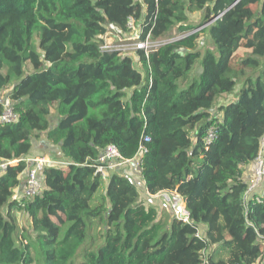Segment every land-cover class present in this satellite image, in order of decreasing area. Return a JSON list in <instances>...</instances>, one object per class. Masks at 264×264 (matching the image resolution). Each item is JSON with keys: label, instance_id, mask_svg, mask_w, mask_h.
<instances>
[{"label": "trees", "instance_id": "obj_1", "mask_svg": "<svg viewBox=\"0 0 264 264\" xmlns=\"http://www.w3.org/2000/svg\"><path fill=\"white\" fill-rule=\"evenodd\" d=\"M129 18L142 39L175 26L185 36L148 59L138 51L140 70L130 56L100 51L107 27L127 31ZM204 24L213 50L198 42ZM240 48L250 55L235 69ZM197 61L198 77L181 88ZM5 97L18 120L0 125V162L16 161L0 174V264L264 263V204L256 192L243 202V169L264 137V0H0V115ZM41 136L66 166L44 165L39 195L12 200ZM140 145L147 194L176 193L188 222L171 215L164 224L141 201L143 186L118 169L95 174L107 146L130 161ZM93 222L102 232L89 238Z\"/></svg>", "mask_w": 264, "mask_h": 264}, {"label": "built area", "instance_id": "obj_2", "mask_svg": "<svg viewBox=\"0 0 264 264\" xmlns=\"http://www.w3.org/2000/svg\"><path fill=\"white\" fill-rule=\"evenodd\" d=\"M107 34H114V36L119 37V41L114 44H109L107 42L100 43L101 52H118L121 55L130 56L136 66L140 67L138 62L139 57L137 56L138 51H142L145 54V58L148 59V55L155 51L157 48L162 46V43H159V40H152L150 33H148L144 39L141 38L142 35V26L138 25L133 18H129L127 21V31H121L113 25L107 27ZM102 36L101 39L104 37ZM140 70L142 68L140 67ZM18 120V115L14 111L11 101L5 97L3 98V112L0 115V125L5 124H14ZM216 124H211L206 130L204 136V143L206 146L210 145L216 136ZM148 137L143 138V142H148ZM146 152V148L143 145H140L137 157L133 160L127 161L122 160L114 146H107L103 151L98 160L96 166L95 174H99L102 179L107 178V174L110 171H115L120 169L126 164L139 165L140 158ZM32 161L33 165L28 169L27 174L25 175V180L22 188L12 195V200L20 202L21 200H32L39 195L42 182L38 178V174L43 169L45 162L43 159L36 160H27ZM16 161L11 162H0V174L6 169L7 165L14 164ZM52 162L53 166H66V163H57ZM255 166L252 176L246 181L247 189L243 194V202L246 204L249 197L253 192H256V195L253 196L256 204H264V187H262V181L264 180V137L260 141L259 152L256 158L253 161ZM251 193V194H250ZM157 198L162 199L166 202L171 209L172 216L183 222H188V213L186 212L181 198L176 193H160L156 195ZM196 237H199V234H195ZM204 264H207L204 261ZM264 264V263H261Z\"/></svg>", "mask_w": 264, "mask_h": 264}, {"label": "rangeland", "instance_id": "obj_3", "mask_svg": "<svg viewBox=\"0 0 264 264\" xmlns=\"http://www.w3.org/2000/svg\"><path fill=\"white\" fill-rule=\"evenodd\" d=\"M138 1H141V0H138ZM187 16H188V20L189 22L192 24V25H196L198 23H200V21L202 20V13L200 12H194V13H187ZM208 25L210 23H207ZM207 24H204L203 26H200L198 27L195 31H197L199 33V38H198V42L201 44L204 42V46L201 47V50L203 49H211L213 50L214 47L212 45V43L208 40V37L206 35L205 32L202 33L203 29L205 28V26H207ZM178 26H175L171 31L170 33L164 37V38H161L159 39V43H162V44H166V43H169V42H172L176 39H179L180 37H183L185 36V34H182V35H179L178 34ZM119 41V37L118 36H114V34H107L106 36H104L102 39H101V42L104 43V42H107L109 44H114L116 42ZM250 52L243 49V48H240L238 50V52L235 54L234 56V60H233V65L235 67V69H241V67L238 68L237 64L238 62H241L242 60H244L245 58H247V56H249ZM200 61H197V63L195 64V67L193 69V71L189 74L188 76V80H186L184 83L181 84V88H184L186 87L189 82L193 79V78H197L198 77V70H200ZM135 65V64H134ZM136 66V65H135ZM137 67V66H136ZM237 67V68H236ZM138 68V67H137ZM255 72L253 73L252 71L251 72H248L246 73L242 78L239 77L238 81H240L238 84L235 85L233 91H232V96H222L218 101H217V104L216 106L214 107L215 109L213 110V117L214 118H219V114L217 112V109H218V106L221 105V104H227L230 100H232V97L235 99L238 94H239V91L241 89V82L247 77V76H252L254 75ZM12 85V84H11ZM11 85H9L6 90L4 91V94H7L8 91L11 89ZM59 163L58 161L55 163V165ZM250 167H251V173L250 175L247 177L246 181L252 176L253 172H254V169H255V166L253 165V162L250 164ZM262 187H264V180L262 181ZM104 185L101 186L99 192H101V190L103 189ZM166 203V202H165ZM170 212H169V215L171 216L172 215V212H171V209H169ZM165 216H166V219L168 220L169 218V215L168 213H164ZM21 219V218H20ZM23 227H27V222L26 220H23V224H22V221H21V228ZM102 232V226H99L97 225L96 223L93 222V225L89 226V229H88V236L89 238L91 237H94L95 234H99ZM80 260V257H78L76 259V262H78Z\"/></svg>", "mask_w": 264, "mask_h": 264}, {"label": "crops", "instance_id": "obj_4", "mask_svg": "<svg viewBox=\"0 0 264 264\" xmlns=\"http://www.w3.org/2000/svg\"><path fill=\"white\" fill-rule=\"evenodd\" d=\"M198 71H200V70H198ZM54 122H55V120L53 121V123ZM32 143H33L32 144V150H31V153L28 157L29 159H27V160H33L34 161L36 159H43L45 162V165L46 164L52 165V162H57V161L53 160L50 156L51 153L54 152L55 149L52 145H50L48 142H46L44 140V136H41L38 141H35V140L32 141ZM60 163H63V162H60ZM243 170H244L243 176L245 178L248 177L251 173L250 164L248 166H246ZM117 172H119L121 175L128 177L133 183H135V184L138 183L142 189V186L144 185V183H143L141 175H140L139 165H132L131 163L126 164L123 167H121L120 169H118ZM22 184L23 183H21V186L19 188H16L14 190L13 194H15L17 191H19L22 188V186H23ZM104 187L100 192L101 194L104 193ZM140 199L145 205L156 207L157 212H158V219H162L161 221L164 224L169 223L171 216L168 214L169 219L167 220L166 216L164 214L165 212L166 213L170 212L166 206L167 203H165L162 199L157 198L156 195H148L144 186H143V194H142ZM16 217H17L19 224H21V221L23 223V220L26 219V217H24L20 213H18Z\"/></svg>", "mask_w": 264, "mask_h": 264}, {"label": "water", "instance_id": "obj_5", "mask_svg": "<svg viewBox=\"0 0 264 264\" xmlns=\"http://www.w3.org/2000/svg\"><path fill=\"white\" fill-rule=\"evenodd\" d=\"M214 21V19H212L210 22H208V23H211V22H213Z\"/></svg>", "mask_w": 264, "mask_h": 264}]
</instances>
